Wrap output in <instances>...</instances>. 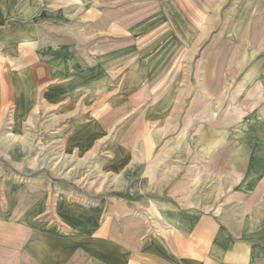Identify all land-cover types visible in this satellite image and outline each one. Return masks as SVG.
<instances>
[{"label": "crops", "instance_id": "obj_1", "mask_svg": "<svg viewBox=\"0 0 264 264\" xmlns=\"http://www.w3.org/2000/svg\"><path fill=\"white\" fill-rule=\"evenodd\" d=\"M26 1L0 0V10L7 11L10 4ZM39 1L27 3L37 10ZM42 1H53L55 12L69 11L72 15L77 13L79 19L92 20H76L75 26L64 24V20L53 25L27 24L54 29L46 35L52 37L47 40L49 45L37 48L38 56L24 58L45 62L30 64L31 68L22 75L24 88L16 81V92L6 83L0 84V107L7 103L20 108L32 106L34 100L28 94L23 102V91L37 92L36 102L42 99L46 105V98L50 99L47 87L40 90L51 81L59 83L54 88L59 99L63 92L76 93L81 87L94 91L98 88L95 84L109 81V63L94 70L88 57L78 52L79 48H86L80 44L84 39H74L76 45H70L73 40L62 39L65 34L60 29L93 28L94 14L100 12L105 14L97 15V26L109 27V12H113V17L124 15L122 0ZM197 6L202 13H209L201 26L213 32L215 105L202 100L190 102L188 111L196 109L198 115L183 114L179 121L178 116L168 113L180 107L183 111L186 105H180L181 100L175 102L169 95L161 106L168 113L157 115V119L166 127L180 123L181 136L164 140L151 132L142 142L141 129L133 126L134 132H140L122 135L125 143L117 144L127 153L115 152L118 167L112 164L107 169L122 172L128 171L130 165L143 167L145 163L140 171L146 177V172H150L147 184L152 191L156 189V194L139 195L130 201L118 200L114 195L115 198L105 197L107 201L102 203L111 200L112 206L97 212L82 202L73 205L67 196L61 195V204L72 205L64 208L62 218L60 204L61 213L53 215L52 223H47L44 203L37 202L42 206L35 208L30 206L28 197L9 196L8 202L0 203V264H264V0H203ZM132 10L139 12L129 22L124 18L114 26H128L134 32V40L139 37L140 41L135 32L143 23L144 13L141 7ZM165 17L166 26H170L169 13ZM143 18L144 22L148 19L145 15ZM160 22L150 24L158 26ZM75 33L78 35L79 31ZM115 33L118 41L125 38L123 31ZM68 35L65 38L74 36ZM133 52L117 55L116 59L133 57L137 54ZM98 58L110 59L104 52ZM51 60L52 64L46 63ZM73 75L78 76L77 80L63 83ZM130 84H135L134 80ZM105 88L109 86L103 85L101 89ZM180 92L185 96L186 89ZM139 104L134 99V106ZM211 107L214 111L209 116ZM104 112L107 116L103 119V131L110 120L107 108ZM138 117L134 124L141 123ZM135 147L141 151L137 153ZM171 171L174 174H163ZM178 171L185 173L181 179L175 178Z\"/></svg>", "mask_w": 264, "mask_h": 264}, {"label": "rangeland", "instance_id": "obj_2", "mask_svg": "<svg viewBox=\"0 0 264 264\" xmlns=\"http://www.w3.org/2000/svg\"><path fill=\"white\" fill-rule=\"evenodd\" d=\"M27 1L10 4L7 11L0 10V84L6 83L14 92L18 89L16 81L24 88L22 75L31 68L30 64L45 62L24 58L38 56L37 48L49 45L47 40H52V37L46 35L54 32L49 26L28 27L27 24L37 22L53 25L64 20L65 23H62L75 26L80 19H86V22L92 20L90 17L79 19L77 13L72 15L69 11L55 12L52 10L53 1L40 0L37 10ZM198 3H203V0H122L120 4L125 5L122 11L124 15L118 18L109 12V27L102 29L97 26V15L105 14L100 12L92 16L95 22L93 28L66 26L60 29L65 37L74 34L73 37H61L73 40L70 45H76L74 39H84L80 44L86 48L79 44L81 48L78 52L88 57L94 70L109 63V81L95 84L99 89L95 88L94 91L81 87L76 89V93L63 92L61 99L54 89L59 83L51 81L40 90L47 87L50 99L46 98V105L42 99L36 102L37 92L23 91V102L28 94L34 100L32 106L20 108L15 103H7L0 107V203L8 202L9 196L28 197L30 206L35 208L42 206L37 202L44 203L47 223H52L55 222L53 215L61 213L58 200L61 195L67 196L71 200L68 202H73V205L82 202L97 212L100 208L108 210L112 206L109 203L111 200L102 203L107 201L105 197L130 201L139 195L150 197L156 194V189L152 191L147 184L150 172H146V177L140 171L145 163L143 167L139 164L130 165L128 171L122 172L107 169L109 165H116L115 152L120 151L121 155L127 153L118 147V144L125 143L122 135L129 131L131 134L140 132H134L133 126L141 129L142 142L151 132L160 134L164 140L181 136L180 123L168 124V128L167 124L157 119V115L168 113V109L161 106L169 95L173 96L175 102L181 100L180 105H186L184 112L182 107L175 110L169 108V116H178L179 121L183 114L191 117L198 115L196 109L190 108L188 111L190 102L202 100L206 104H214L213 32L201 26V21L207 19L209 13L199 11ZM135 7H141L143 17H148L145 22V18H141L143 23L135 32V35H140V41L139 37L134 40V32L128 26H114L123 22L124 18L127 23L130 17L138 14L139 11L132 10ZM167 13L170 26H166L168 22L164 21ZM69 19L73 23H69ZM151 21L162 22L158 26H151ZM188 23L190 26L187 27ZM119 30L123 31L125 38L118 41L115 32ZM77 31L78 35L75 33ZM134 50L137 53L135 56L116 59L117 55L133 54ZM102 52L108 53L110 59H99ZM51 62L54 60L46 61L47 64ZM205 72L206 75H199ZM77 78L73 75L63 80V83H72ZM132 80L135 82L133 85L130 84ZM103 85L109 88L102 90ZM183 89H186L185 96H181L180 91ZM134 99L140 103L138 106H134ZM106 108L110 120L108 128L103 131V119L107 114L102 112ZM213 111L211 107L207 115H212ZM135 117H138V122L141 119V123L134 124ZM172 126L176 128L172 129ZM189 126L193 127V124ZM164 140L161 141L163 145ZM135 150L137 153L141 151L136 147ZM45 159L48 160L46 163ZM173 172L163 174L167 176ZM183 174L182 171L175 172V178L181 179ZM72 204H61L62 218L65 216L64 208ZM62 222L66 225L64 219Z\"/></svg>", "mask_w": 264, "mask_h": 264}, {"label": "bare ground", "instance_id": "obj_3", "mask_svg": "<svg viewBox=\"0 0 264 264\" xmlns=\"http://www.w3.org/2000/svg\"><path fill=\"white\" fill-rule=\"evenodd\" d=\"M5 139H7V138H5ZM52 157H53V156H52ZM47 161H48V160L45 159V163H46ZM67 162H68V160H67ZM70 162H71V161H70Z\"/></svg>", "mask_w": 264, "mask_h": 264}]
</instances>
